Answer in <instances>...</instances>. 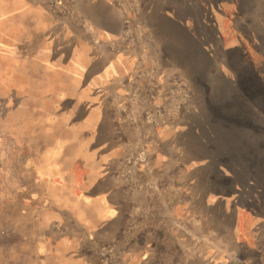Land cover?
Returning <instances> with one entry per match:
<instances>
[{"label":"rangeland","instance_id":"rangeland-1","mask_svg":"<svg viewBox=\"0 0 264 264\" xmlns=\"http://www.w3.org/2000/svg\"><path fill=\"white\" fill-rule=\"evenodd\" d=\"M45 4L125 77L0 59V264H264V0Z\"/></svg>","mask_w":264,"mask_h":264},{"label":"crops","instance_id":"crops-1","mask_svg":"<svg viewBox=\"0 0 264 264\" xmlns=\"http://www.w3.org/2000/svg\"><path fill=\"white\" fill-rule=\"evenodd\" d=\"M46 1L0 0V31H10L13 28L16 32L19 30L16 36H20L16 47L7 39H1L6 36H0V59L7 53H15L17 67L33 69L34 77L40 76L42 70L45 72L46 80H51L54 74H59V71L64 79L75 77L76 80H87L85 84L90 80L115 79L116 72L111 73V70L116 66L122 70V66L118 65L123 63V60L98 65V57L94 55L93 48H90L88 50L90 61L84 62V58L79 57L78 61L73 62L72 55L75 54L77 58L82 52V45L80 42L72 43L71 34L57 36L56 15L47 9ZM9 35L14 36L13 33ZM57 53L60 54L58 60L55 57ZM25 54L31 55L26 65ZM43 57L44 60L41 59ZM124 77L116 78L124 79ZM92 84L98 85L97 82Z\"/></svg>","mask_w":264,"mask_h":264},{"label":"trees","instance_id":"trees-1","mask_svg":"<svg viewBox=\"0 0 264 264\" xmlns=\"http://www.w3.org/2000/svg\"><path fill=\"white\" fill-rule=\"evenodd\" d=\"M253 125H254V124H253ZM255 127H258V126L255 125Z\"/></svg>","mask_w":264,"mask_h":264}]
</instances>
